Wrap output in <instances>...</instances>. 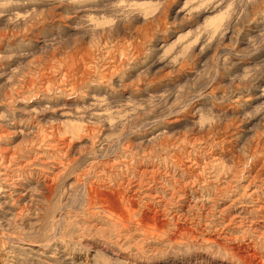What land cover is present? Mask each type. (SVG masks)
Returning a JSON list of instances; mask_svg holds the SVG:
<instances>
[{
    "label": "rangeland",
    "instance_id": "obj_1",
    "mask_svg": "<svg viewBox=\"0 0 264 264\" xmlns=\"http://www.w3.org/2000/svg\"><path fill=\"white\" fill-rule=\"evenodd\" d=\"M0 173V264H264V0H0Z\"/></svg>",
    "mask_w": 264,
    "mask_h": 264
},
{
    "label": "bare ground",
    "instance_id": "obj_2",
    "mask_svg": "<svg viewBox=\"0 0 264 264\" xmlns=\"http://www.w3.org/2000/svg\"><path fill=\"white\" fill-rule=\"evenodd\" d=\"M14 15V14H13ZM19 47H21V46H19ZM18 49V48H17ZM24 49V48H23ZM15 50V49H14ZM12 50H10V52H11ZM19 51V50H18ZM17 55V54H16ZM24 55V54H23ZM20 56H22L21 54H20ZM18 67H20L19 65H17ZM18 67H16L15 69H17ZM9 68H7V70H8ZM3 70V69H2ZM4 72V71H3ZM6 72V71H5ZM3 74V73H2ZM236 77V76H235ZM252 110V109H251ZM222 113V112H221ZM225 113V112H224ZM15 128V127H14ZM18 128V127H17ZM16 129V128H15ZM19 130L17 129V132L16 133H18L19 134ZM15 136V135H14ZM229 141V140H228ZM6 153H8V152H6ZM231 154V153H230ZM233 154V153H232ZM240 158V157H239ZM241 159V158H240ZM260 170H263V168H261ZM3 173H5V172H3ZM7 173V172H6ZM0 174H2V173H0ZM5 176V175H4ZM6 178H8V177H6ZM9 179V178H8ZM263 179V178H262ZM7 182V181H6ZM51 186V185H50ZM8 187V186H7ZM15 188V187H14ZM52 189V188H51ZM0 190H1V188H0ZM11 191V190H10ZM15 191V190H14ZM9 193V192H8ZM19 193V192H18ZM22 196V195H21ZM20 196V197H21ZM18 199V198H17ZM25 200V199H24ZM23 201V200H22ZM12 204V203H11ZM8 207V206H7ZM263 207V206H262ZM261 208V207H260ZM264 208V207H263ZM6 210H8V208L6 209ZM11 210V209H10ZM259 210V209H258ZM12 211V210H11ZM13 212V211H12ZM11 212V213H12ZM15 212V211H14ZM0 213H2L1 214V218H0V228L2 227V228H5V226H7L6 228H8V227H11L12 225H14V221L12 220V219H10V218H8V216L9 215H7V213L6 212H3V211H0ZM18 216V215H17ZM10 217V216H9ZM7 230V229H6ZM11 233V232H10ZM8 234V233H7ZM13 234H15V233H12V234H9V235H7L6 236V239H7V241H8V243H10V244H23V243H25V242H23L24 240H21V238H19V237H17V235L15 236V235H13ZM20 236H22V235H20ZM23 238V237H22ZM13 246V245H12ZM16 247V246H15ZM15 249V248H14Z\"/></svg>",
    "mask_w": 264,
    "mask_h": 264
}]
</instances>
